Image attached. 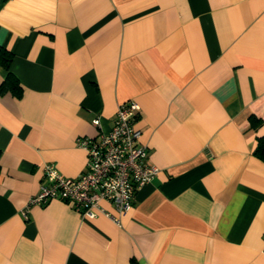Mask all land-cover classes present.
<instances>
[{
  "label": "crops",
  "instance_id": "1",
  "mask_svg": "<svg viewBox=\"0 0 264 264\" xmlns=\"http://www.w3.org/2000/svg\"><path fill=\"white\" fill-rule=\"evenodd\" d=\"M0 48V264H264V0H0ZM126 101L158 172L119 224L28 206Z\"/></svg>",
  "mask_w": 264,
  "mask_h": 264
},
{
  "label": "built area",
  "instance_id": "2",
  "mask_svg": "<svg viewBox=\"0 0 264 264\" xmlns=\"http://www.w3.org/2000/svg\"><path fill=\"white\" fill-rule=\"evenodd\" d=\"M139 113L138 103H120L108 131L77 139V145L86 153L85 169L78 176L65 177L54 165L44 164L45 182L29 197L27 205L59 199L83 217L101 214L119 224V217L131 209L137 190L158 172L157 167L146 163L147 150L140 141L141 131L135 126ZM92 124L100 126L99 118ZM102 202L110 204L112 211L103 207Z\"/></svg>",
  "mask_w": 264,
  "mask_h": 264
},
{
  "label": "trees",
  "instance_id": "3",
  "mask_svg": "<svg viewBox=\"0 0 264 264\" xmlns=\"http://www.w3.org/2000/svg\"><path fill=\"white\" fill-rule=\"evenodd\" d=\"M10 61H11V53L7 51L6 49L0 48V66L4 67L5 69H8ZM17 86L18 84H17L16 78L11 73H8L4 82L0 85V92H3L4 90H8V88L11 87L12 93L15 94L16 96H19L20 91L17 89ZM249 121H250L251 127L255 129L261 126L262 124V120L255 116H251ZM254 155L258 157L260 160L264 161V135L257 138V145L254 150ZM56 200H59V199H56ZM49 202L42 204V205H38V206H44L48 204Z\"/></svg>",
  "mask_w": 264,
  "mask_h": 264
}]
</instances>
